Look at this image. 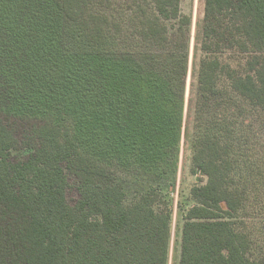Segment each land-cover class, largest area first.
I'll use <instances>...</instances> for the list:
<instances>
[{
  "label": "trees",
  "instance_id": "1",
  "mask_svg": "<svg viewBox=\"0 0 264 264\" xmlns=\"http://www.w3.org/2000/svg\"><path fill=\"white\" fill-rule=\"evenodd\" d=\"M176 213L264 264V0H0V264H171Z\"/></svg>",
  "mask_w": 264,
  "mask_h": 264
},
{
  "label": "rangeland",
  "instance_id": "2",
  "mask_svg": "<svg viewBox=\"0 0 264 264\" xmlns=\"http://www.w3.org/2000/svg\"><path fill=\"white\" fill-rule=\"evenodd\" d=\"M184 2V9L187 13L189 12H193L195 15V18H198L199 12L201 10V6H202V0H183ZM197 179V175H192L189 173V168L187 166V163H184V161L182 163H180L179 166V178H178V184H177V189H179V191H184L186 189H189L193 183L196 182ZM201 179V173L199 175V182ZM197 183V182H196ZM178 213H176V219H175V238L173 241V246H172V259H171V264H177L178 261V257H179V244H178V225H179V221H178Z\"/></svg>",
  "mask_w": 264,
  "mask_h": 264
},
{
  "label": "water",
  "instance_id": "3",
  "mask_svg": "<svg viewBox=\"0 0 264 264\" xmlns=\"http://www.w3.org/2000/svg\"><path fill=\"white\" fill-rule=\"evenodd\" d=\"M200 173H201V170L198 169V170H197V179H196L197 182H199V175H200Z\"/></svg>",
  "mask_w": 264,
  "mask_h": 264
}]
</instances>
